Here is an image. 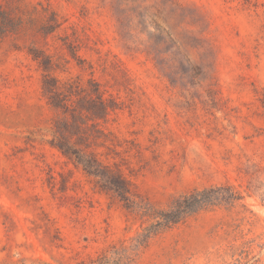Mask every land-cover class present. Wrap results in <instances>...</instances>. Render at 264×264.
Segmentation results:
<instances>
[{"label":"rangeland","instance_id":"rangeland-1","mask_svg":"<svg viewBox=\"0 0 264 264\" xmlns=\"http://www.w3.org/2000/svg\"><path fill=\"white\" fill-rule=\"evenodd\" d=\"M0 264H264V0H0Z\"/></svg>","mask_w":264,"mask_h":264},{"label":"trees","instance_id":"trees-1","mask_svg":"<svg viewBox=\"0 0 264 264\" xmlns=\"http://www.w3.org/2000/svg\"><path fill=\"white\" fill-rule=\"evenodd\" d=\"M95 99H97L96 101L98 103V106L95 107V109H87L85 107L80 108L79 111H76L75 109L71 108L68 109V114L70 115L72 119L71 121H73V123L71 121L67 122V132L75 130L79 133L80 130L83 129L86 123L82 121H77L79 117L85 115L87 119L93 121L92 124L94 125L95 121L104 116L109 110V108H111L105 103L104 99L100 96L99 91L95 92ZM53 105L58 106L55 103H53ZM66 107L68 108L69 105H67ZM56 146L65 155L73 157L75 161L80 163L88 173L101 176L102 173L98 168L100 166L98 162L92 158L91 160L87 159L81 150L73 148L69 142L65 141L57 143ZM114 186L117 190H125V192H128L124 187L122 188L115 184ZM207 191V189H194L188 193L182 194L170 202L167 210H161L157 212L155 216L160 218V223H162L164 226H167L168 224H175L190 212L202 209L206 205L210 204L211 201L207 195Z\"/></svg>","mask_w":264,"mask_h":264}]
</instances>
